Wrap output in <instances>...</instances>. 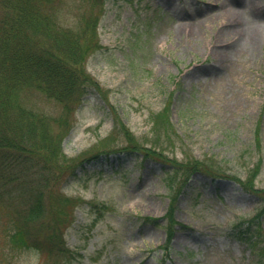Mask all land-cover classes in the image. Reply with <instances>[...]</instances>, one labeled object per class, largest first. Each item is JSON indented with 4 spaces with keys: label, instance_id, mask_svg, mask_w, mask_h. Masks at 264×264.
Masks as SVG:
<instances>
[{
    "label": "rangeland",
    "instance_id": "1",
    "mask_svg": "<svg viewBox=\"0 0 264 264\" xmlns=\"http://www.w3.org/2000/svg\"><path fill=\"white\" fill-rule=\"evenodd\" d=\"M47 9L64 26L95 22L86 30L99 46L83 68L97 88L72 113L33 239L45 249L60 234L79 254L72 264H260L232 234L253 214L254 194L197 172L173 190L164 171L201 161L246 179L260 159L253 185L264 189V0H52ZM20 100L61 113L33 88ZM95 154L97 165L67 175ZM5 203L0 264H61L54 250L12 246L19 202ZM262 225L264 238V216Z\"/></svg>",
    "mask_w": 264,
    "mask_h": 264
},
{
    "label": "trees",
    "instance_id": "2",
    "mask_svg": "<svg viewBox=\"0 0 264 264\" xmlns=\"http://www.w3.org/2000/svg\"><path fill=\"white\" fill-rule=\"evenodd\" d=\"M51 2L0 0V203L19 202L12 210L14 215L10 214V242L14 248L31 247L41 252L54 250L61 264H72L79 254L64 244L60 234L49 236L50 243L44 249L43 243L33 239L28 226L43 216L50 182L60 173L56 167L50 173L49 168L54 162L65 159L61 142L73 125L72 113L84 96L97 88L83 63L90 49L99 45L95 43L93 30L91 35L86 30L94 29L95 22L86 19L79 29L61 25L54 13L48 12L47 5ZM25 88H33L58 103L61 113L55 116L23 105L20 93ZM109 111L114 114L115 128L117 116L111 107ZM100 157L95 154L79 159L69 165L67 175L77 179L79 169L86 171V163L90 161L97 165L96 159ZM260 164L258 159L246 179L201 161L174 170L170 164L164 175L173 190L179 189L197 172L211 179L231 178L254 194L258 203L253 206V214L239 216L232 234L249 246L259 263L264 264V238L261 235L264 189L253 185ZM93 206L99 216L107 205L101 202ZM142 219L158 223L156 217L142 216ZM171 222L169 217L167 223Z\"/></svg>",
    "mask_w": 264,
    "mask_h": 264
}]
</instances>
